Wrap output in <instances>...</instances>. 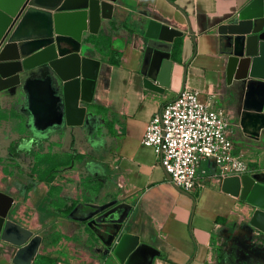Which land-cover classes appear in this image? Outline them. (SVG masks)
<instances>
[{"label":"crops","instance_id":"0c3cea01","mask_svg":"<svg viewBox=\"0 0 264 264\" xmlns=\"http://www.w3.org/2000/svg\"><path fill=\"white\" fill-rule=\"evenodd\" d=\"M100 1L111 8L95 33H84L79 54L95 63L96 77L83 88V97L91 100L79 104L86 108L83 126L70 118L43 133L31 115L28 93L21 88L0 93V193L13 199L7 218L33 233L19 260V249L0 241V264H36L42 257L56 264H119L88 226L119 205L131 207L126 227L139 237L131 264H218L221 251L232 247L249 264H264V232L250 225L264 208L224 193L222 183L212 180L214 160L202 167V187L188 194L179 190L155 151L141 143L154 115L188 89L226 111L234 155L246 162L247 174L264 175V119L245 112L248 80L240 79L229 39L219 33L220 27L237 24L254 0ZM151 21L183 34L173 42L170 87L163 93L146 89L141 74ZM254 75L264 81V62L256 64ZM250 87L254 103L258 87ZM71 149L89 155L81 162L82 181L91 178L87 189L74 172L61 174L67 179L59 183L48 181L59 169L49 162L52 155ZM2 201L0 210L7 206ZM35 207L41 212H27ZM107 225L96 231H109Z\"/></svg>","mask_w":264,"mask_h":264},{"label":"water","instance_id":"95a60500","mask_svg":"<svg viewBox=\"0 0 264 264\" xmlns=\"http://www.w3.org/2000/svg\"><path fill=\"white\" fill-rule=\"evenodd\" d=\"M107 8L111 7L100 0H0V93L16 94L19 88L28 93L30 112L39 131L46 133L70 118L74 119L71 123L84 125L86 108L79 104L91 102L82 92L86 82L96 77L92 76L94 62L79 56L81 43L84 33H95L100 19L106 18ZM219 33L229 39V55L240 79L248 80L245 112L255 111L254 118L264 119V81L254 75L256 64L264 62V0H254L240 13L237 24L222 26ZM182 36L158 22L148 24L141 70L146 89L163 93L170 87L172 45ZM34 74L37 76L33 78ZM253 85L258 87L254 103L250 94ZM263 179L264 175L249 174L228 177L222 181V191L263 209ZM2 200L7 206L0 210V241L18 248L19 260L33 233L7 218L13 199L0 193ZM130 210L128 205H119L88 223L106 254L113 255L119 264H131L139 251V237L126 227ZM103 224H108L109 231H96ZM250 225L264 232V213L257 211Z\"/></svg>","mask_w":264,"mask_h":264},{"label":"built area","instance_id":"2783aa9c","mask_svg":"<svg viewBox=\"0 0 264 264\" xmlns=\"http://www.w3.org/2000/svg\"><path fill=\"white\" fill-rule=\"evenodd\" d=\"M141 143L155 151L172 184L186 193L202 187L200 173L209 160L215 161L212 180L217 183L248 173L243 158L234 155L226 111L213 108L188 89L154 115Z\"/></svg>","mask_w":264,"mask_h":264},{"label":"rangeland","instance_id":"374dc122","mask_svg":"<svg viewBox=\"0 0 264 264\" xmlns=\"http://www.w3.org/2000/svg\"><path fill=\"white\" fill-rule=\"evenodd\" d=\"M82 150L84 151L83 148H82ZM70 152L71 153H66V154H59V153H58V155L54 154L50 158L49 162L51 164H59L58 165L59 169L53 171V174L51 173V175H50L51 176L50 178H52V180H51L52 183H54V184L59 183L61 181V179H67V178H63L62 176H60L61 174L66 175L67 172L68 173L74 172V174H79V177L81 179V177H82L81 174L83 173V170H82L83 163L86 162V160L88 161L89 155H88L87 151H85L86 152L85 154H82V153H80L79 150H72L71 149ZM81 162H83V163H81ZM83 181L81 179L82 185L81 184L80 185L82 188L85 187ZM84 193L82 196H84L83 199L84 198L86 199L87 196ZM22 195L25 196V192H23ZM25 202L26 201L23 198L22 201L19 203V205H22ZM19 205H18V207H19ZM18 207H16L15 209H12L13 213H17ZM37 209L40 210V212H41V207H40V209L38 207L30 208L27 212H29V211L36 212V211H38ZM43 209L44 208H42V210ZM21 222L25 223L26 225H29L28 223H26L24 221H21ZM234 249H235V247H232L230 250H227L226 252L221 251L218 264H233L234 259H236V264H239V263L249 264V262H247V260L244 258V255L242 253L239 254L237 251H234ZM263 260H264V257H263Z\"/></svg>","mask_w":264,"mask_h":264},{"label":"trees","instance_id":"16d2710c","mask_svg":"<svg viewBox=\"0 0 264 264\" xmlns=\"http://www.w3.org/2000/svg\"><path fill=\"white\" fill-rule=\"evenodd\" d=\"M111 62V64H113V65H118V63L116 62V61H110ZM54 171V170H53ZM53 171L51 172V173H53ZM50 173V174H51ZM52 180V178H49V180L48 181H51ZM91 183V178L89 179V178H86V179H84V185H85V188L87 189V187H89V184ZM72 209H73V204L71 205V206H69V207H66L65 209H64V214H65V216H67V215H69L70 213H71V211H72ZM87 233L89 234V235H91V231L90 230H88L87 231ZM44 261L47 263V264H56L55 263V261L54 260H51V259H45V258H38L37 260H36V264H43L44 263ZM233 264H236V259H234L233 260ZM239 264H247V263H239Z\"/></svg>","mask_w":264,"mask_h":264}]
</instances>
